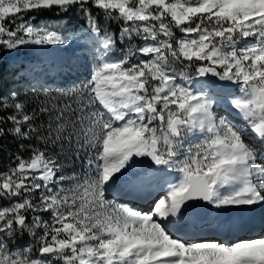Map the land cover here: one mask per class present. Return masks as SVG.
<instances>
[{
    "label": "snow or ice",
    "instance_id": "1",
    "mask_svg": "<svg viewBox=\"0 0 264 264\" xmlns=\"http://www.w3.org/2000/svg\"><path fill=\"white\" fill-rule=\"evenodd\" d=\"M72 43L69 85L21 63L32 97L0 92V138L29 141L0 171V264H264V236L208 238L264 207V0H0V58Z\"/></svg>",
    "mask_w": 264,
    "mask_h": 264
},
{
    "label": "trees",
    "instance_id": "2",
    "mask_svg": "<svg viewBox=\"0 0 264 264\" xmlns=\"http://www.w3.org/2000/svg\"><path fill=\"white\" fill-rule=\"evenodd\" d=\"M54 13L55 10H53L52 12H45L43 15L46 19L47 18L53 19L56 18ZM109 29L110 31H114V32L117 31V25L115 24V22H109ZM0 59L3 60L4 55ZM9 73L10 75H14L11 72ZM12 90H17L21 98H25V97L31 98L33 95L31 91L21 90L16 85L13 86L10 83L8 77L6 76V71L3 68H0V92L6 94ZM52 94L54 95L55 93L53 92ZM32 143L34 144L35 141H32ZM20 144H23L24 148H20L19 147ZM28 144L29 141L18 140L17 138L11 135H6L3 138H0V171H2L3 169L5 170L9 167L12 156L17 152H19L23 156H28L29 155ZM24 236L25 234L22 237H18L21 243L23 242Z\"/></svg>",
    "mask_w": 264,
    "mask_h": 264
},
{
    "label": "rangeland",
    "instance_id": "3",
    "mask_svg": "<svg viewBox=\"0 0 264 264\" xmlns=\"http://www.w3.org/2000/svg\"><path fill=\"white\" fill-rule=\"evenodd\" d=\"M41 23H50V24H55V25H59V24H62L63 21H61L58 17L56 18H53V19H48L47 21H44V20H41L40 21ZM79 23H83L82 21H80ZM71 26V25H70ZM110 30V29H109ZM179 35V33H178ZM135 43V42H134ZM37 47V46H36ZM120 47H126V45H120ZM18 53V52H17ZM6 56H8L9 54L8 53H5ZM4 55V56H5ZM11 55V54H10ZM21 75H23V73H21ZM6 76L8 77L10 83L13 85V86H17L19 89L21 90H27V91H31L30 89H28V87L22 83V82H17L19 81L18 79L20 78V76H16V75H10L9 72L6 73ZM46 77L48 79H50V75H46ZM66 80V81H65ZM62 83H60L59 85L57 86H54V87H64L66 85H69L70 84V80L68 79H63L61 81ZM68 82V83H67ZM77 83H79V81H77ZM38 92L40 90H37ZM32 92V91H31ZM55 93V92H54ZM55 95V94H54ZM231 114V113H230ZM232 115V114H231ZM233 116V115H232ZM234 117V116H233ZM87 155L85 153H81V156L79 159H73V160H64L63 157H61L63 163L65 164V174H72L73 171H76V172H80L82 171V165L84 164V162H86L87 160ZM4 170V169H3ZM7 169H5L4 171H6ZM172 175H174L175 173H171ZM109 199H111L110 197H108ZM115 202L117 204H121L119 201H116ZM238 217V216H237ZM18 238L15 239L13 241V243L17 246V247H27L28 244L30 243V237L29 235L27 234V238L23 241V243H19L18 242ZM15 250V249H13Z\"/></svg>",
    "mask_w": 264,
    "mask_h": 264
},
{
    "label": "bare ground",
    "instance_id": "4",
    "mask_svg": "<svg viewBox=\"0 0 264 264\" xmlns=\"http://www.w3.org/2000/svg\"><path fill=\"white\" fill-rule=\"evenodd\" d=\"M226 111H225V110ZM214 110L217 112V115L218 116H224V117H226L227 119H233V116L230 114V112L232 113H234V110L233 109H231L230 107H226L223 103H221V104H219V105H216L215 107H214ZM155 195V194H154ZM254 208V207H253ZM253 208H242V209H229V210H226V211H224V213H231L232 214V216H235V217H237V216H246L247 214H248V212L250 211V210H252ZM144 210H147V208H144ZM214 211V210H213ZM262 236H264V229L260 232V233H258L257 235H255V236H252V237H250V238H252V239H256V238H262ZM244 239H249V238H244ZM244 239H240V240H244ZM228 241H232V242H235V241H237V240H228Z\"/></svg>",
    "mask_w": 264,
    "mask_h": 264
},
{
    "label": "built area",
    "instance_id": "5",
    "mask_svg": "<svg viewBox=\"0 0 264 264\" xmlns=\"http://www.w3.org/2000/svg\"><path fill=\"white\" fill-rule=\"evenodd\" d=\"M10 55V54H9Z\"/></svg>",
    "mask_w": 264,
    "mask_h": 264
}]
</instances>
